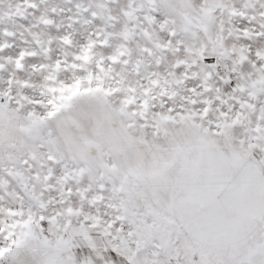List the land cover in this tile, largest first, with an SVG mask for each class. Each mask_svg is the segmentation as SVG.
I'll list each match as a JSON object with an SVG mask.
<instances>
[{"label":"snow or ice","instance_id":"snow-or-ice-1","mask_svg":"<svg viewBox=\"0 0 264 264\" xmlns=\"http://www.w3.org/2000/svg\"><path fill=\"white\" fill-rule=\"evenodd\" d=\"M0 264H264V0H0Z\"/></svg>","mask_w":264,"mask_h":264}]
</instances>
